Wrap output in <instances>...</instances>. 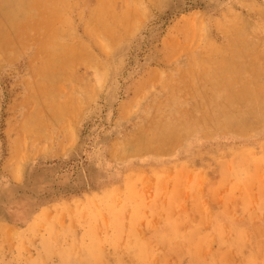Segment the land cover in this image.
Listing matches in <instances>:
<instances>
[{
	"label": "rangeland",
	"instance_id": "rangeland-1",
	"mask_svg": "<svg viewBox=\"0 0 264 264\" xmlns=\"http://www.w3.org/2000/svg\"><path fill=\"white\" fill-rule=\"evenodd\" d=\"M0 264H264V0H0Z\"/></svg>",
	"mask_w": 264,
	"mask_h": 264
},
{
	"label": "bare ground",
	"instance_id": "bare-ground-1",
	"mask_svg": "<svg viewBox=\"0 0 264 264\" xmlns=\"http://www.w3.org/2000/svg\"><path fill=\"white\" fill-rule=\"evenodd\" d=\"M134 150V149H133Z\"/></svg>",
	"mask_w": 264,
	"mask_h": 264
}]
</instances>
